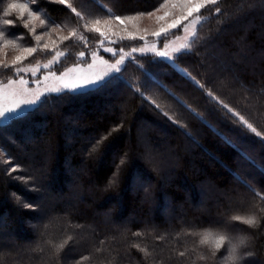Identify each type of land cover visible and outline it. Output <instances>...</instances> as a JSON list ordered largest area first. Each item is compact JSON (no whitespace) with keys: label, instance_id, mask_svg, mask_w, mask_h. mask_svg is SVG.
<instances>
[{"label":"trees","instance_id":"obj_1","mask_svg":"<svg viewBox=\"0 0 264 264\" xmlns=\"http://www.w3.org/2000/svg\"><path fill=\"white\" fill-rule=\"evenodd\" d=\"M11 2L0 0V22L16 25L0 27L18 47L0 48V60L11 65L20 49L37 46L35 35L50 48L0 67V82L56 52L54 71L85 62L101 40L85 23L147 13L163 0H69L79 16L37 0L45 24L35 21V33L18 13L4 15ZM198 15L191 51L174 63L135 54L107 87L48 93L0 122V264H76L83 256L81 264H219L223 249L199 260L207 252L194 233L206 226L247 234L252 255L243 264H264V0H217ZM114 41L123 49L144 42ZM234 214L257 223L230 221Z\"/></svg>","mask_w":264,"mask_h":264},{"label":"snow or ice","instance_id":"obj_2","mask_svg":"<svg viewBox=\"0 0 264 264\" xmlns=\"http://www.w3.org/2000/svg\"><path fill=\"white\" fill-rule=\"evenodd\" d=\"M59 4L67 5L72 9L73 12L80 15L76 11V8L72 7L69 0H57ZM217 0H163L159 6L153 11L139 12L135 15L120 16L116 15L114 18L100 19L96 18L90 22H87L83 25L85 29L90 32L98 33L101 37L100 46L103 47L104 41L107 40L109 43H116L111 39L112 36H116L117 40H136L146 41V36L148 33L145 31L144 35H140L139 31L131 32L128 31L127 24L129 22H134L139 20L143 16L155 17L157 22L160 23V27L151 33L153 37L160 38L161 36H167L168 33L182 26L183 22L188 20L189 17H192L194 14L200 13L201 9L205 8L209 4H215ZM37 3V0H12L11 3H8L7 8L4 11V15L8 16L11 13H18L17 19L22 20V27L30 30L31 33L36 32L35 21H39V24L43 26L45 21L41 19L40 13L33 9V5ZM179 11V14H176V11ZM219 11V9H217ZM162 13V14H161ZM201 17L199 15L195 16V19L192 20V29L189 30L187 25L183 26V31L187 33L185 36L184 43H181L178 47H171L170 43H164L163 48H157V44L153 43L151 45L145 42L143 47H133L130 52H125L123 48L119 49L117 52L116 49L112 47H105L103 50L108 53H112L113 56L119 54V58L115 60L114 63H110L108 60H105L102 56H99L96 51L91 52L92 63L88 64L87 67L89 70L96 69L97 62H99L100 67L97 70L89 71L87 74H79L75 76H69L68 72H73L75 69H69L68 72L63 73L60 77L57 78L58 86L55 87H45L43 91L29 89L27 86L28 81L21 77L19 80L9 79L7 83H0V120H12L16 117L21 116L23 113L29 110L28 106L37 105L42 103V97H45L48 93H61L67 92L72 95H87L93 91H99L107 87L110 83L115 80L120 79V73L123 71V66L125 65L126 58L132 57L133 53H152L156 57H161L166 59L169 62L175 61L178 54H182L186 51H191V43L189 39L195 36V25L200 21ZM117 23L121 26L120 32L112 31V24ZM3 26L16 25V21L13 19H4L2 20ZM135 26V25H134ZM123 33V34H122ZM76 33L73 31L69 36H74ZM43 35H48L44 33ZM69 36L63 37V40H68ZM81 40H84V36L79 37ZM43 39L42 35H35L36 47H24L20 49V54L16 55L11 65L4 63L0 60V67L9 68L15 66L18 62L24 60L27 56H31L37 51V48L42 50H48L50 48L49 43H41ZM0 48L12 47L17 48V41L15 39H7L5 34V29L0 27ZM54 44V42H52ZM62 52H57L56 56L53 57L55 61L58 57L62 56ZM80 57H84L85 53L81 51L79 53ZM53 61H50L51 64ZM49 64H45L44 67L47 68ZM142 67V66H141ZM176 67H179L178 65ZM16 72L22 71L20 68L15 69ZM184 72L189 79H192L199 87L203 88L204 85L200 84L199 81H196L194 77H191L185 69H180ZM47 79V77L45 78ZM39 84V81H36ZM213 99H216L218 103L223 104L222 101H219L211 92L207 93ZM158 107V106H157ZM224 108H227L229 111H234L229 108L227 104H223ZM166 114V113H165ZM234 115L238 116L240 121L247 126L253 133H256L257 136L261 134L257 132L256 128L252 124L241 116L238 112H234ZM123 163V161H121ZM15 171V168L12 169ZM24 207L31 208L32 205L25 204ZM246 225L255 226L257 221L255 216H250L247 220H239ZM139 235V233H137ZM195 235V233H194ZM69 237L68 240L63 241L62 243L56 245L57 250H62L65 245L71 240ZM135 247L140 248L139 245ZM142 252H145L147 255L146 249H140ZM183 255V253H181ZM89 257L83 256L79 261H76V264H81L82 261L88 260Z\"/></svg>","mask_w":264,"mask_h":264},{"label":"rangeland","instance_id":"obj_3","mask_svg":"<svg viewBox=\"0 0 264 264\" xmlns=\"http://www.w3.org/2000/svg\"><path fill=\"white\" fill-rule=\"evenodd\" d=\"M176 14L177 15L179 14L178 10L176 11ZM196 15H198V14H194L192 17H189L188 20L184 21L182 26L179 27L181 29H180V31L178 33H176V34H174L172 36H169V34L172 33L175 30V29H173V30H171L168 33L167 37L165 39H162V40L160 38L164 37V36H161L160 38H156V37H153L151 35L152 32L156 31L160 27V23H162V22H157L155 17H148V16L145 15V16L141 17L137 21L129 22L127 24V28H128V31H131V32L139 31L140 35H144L145 31L148 33V35H151L150 37L146 36V41H144L143 44L138 46L137 48L143 47L145 42H147V44H149V45H151L153 43L157 44V48L158 49L159 48H163V44L164 43H170L171 47H178L181 43L185 42L184 38L187 35V33H185L183 31V26L187 25L189 30L191 31V29H192V23L191 22H192L193 19H195ZM104 19H107V18H104ZM198 23L195 25V29H196V26L198 25ZM111 28H112V31H114V32H120L121 31V26H119L115 22L112 24ZM116 38H117L116 36H112L111 37V39L113 41ZM191 38L189 39V42H190ZM105 47H112V48L116 49L117 52H119V49H120V48L117 47V45L115 43H109L107 40H105L103 47L100 46L99 50H103ZM131 49L132 48L124 49V51L125 52H130ZM99 50H95V51L98 53L99 56H102L105 60H108L110 63H114L115 60L119 58V54H118V56L115 59H107L103 55L100 54ZM56 53L50 59H48L46 61H39V62H36V63H33V64H29V65H25V66L19 67L20 69H22V71H20L21 75L15 77V78H11V79L19 80L21 77H23L25 80L28 81V84H27L26 87H28L29 89H33V90L43 91V89L45 87L58 86L57 78L60 77L63 73L68 72L69 69H75V71L68 72V75L69 76H75V75H79V74H87L89 71L97 70L100 67L99 62H97L96 69H92V70L88 69L87 65L92 63V57H91V54H90L89 59L86 60L85 62H79L77 64L70 65L69 67H67V68H65V69H63L61 71H54V70L51 69V66L55 62H57L59 60V58H60V57H58L55 61H53V57L56 56ZM109 54L113 55L112 53H109ZM135 54H141V53H139V52L133 53L132 57ZM128 58H131V57H128ZM128 58H126V60ZM50 61H53V62L51 64H49ZM45 64H49V66L47 68H45L44 67ZM46 77H47V79H45ZM7 81L0 82V83H7ZM36 81H39V84H37ZM31 107L32 106H28V108H31ZM4 121L5 120H0V122H4Z\"/></svg>","mask_w":264,"mask_h":264},{"label":"clouds","instance_id":"obj_4","mask_svg":"<svg viewBox=\"0 0 264 264\" xmlns=\"http://www.w3.org/2000/svg\"><path fill=\"white\" fill-rule=\"evenodd\" d=\"M251 215L234 214L229 217L230 221L247 220ZM252 226V225H248ZM195 236L197 244L205 249L207 255L201 254L199 260L204 261L209 257L215 258L223 249L224 255L219 264H243L252 253L245 252L248 245L249 237L245 233H232L227 229L219 226H206L199 229Z\"/></svg>","mask_w":264,"mask_h":264}]
</instances>
